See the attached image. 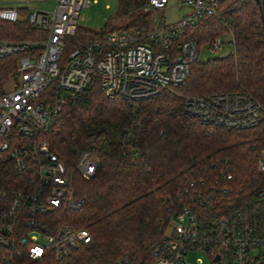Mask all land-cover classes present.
Returning a JSON list of instances; mask_svg holds the SVG:
<instances>
[{
    "label": "built area",
    "instance_id": "built-area-1",
    "mask_svg": "<svg viewBox=\"0 0 264 264\" xmlns=\"http://www.w3.org/2000/svg\"><path fill=\"white\" fill-rule=\"evenodd\" d=\"M170 1L147 0L146 10L156 11ZM223 2L178 0L189 13L177 22L156 15L148 29L108 31L71 51L67 41L76 34L89 0H56L52 11L27 7L25 15L16 6L0 5V20L25 19L39 32L33 39H0V59L18 56L16 71L0 90V168L8 164L21 178L0 186V264L59 262L93 239L85 228L46 219L61 210H79L83 200L76 197L75 178L89 180L97 170L98 162L88 155L69 168L45 136L69 96L85 91L95 79L106 96L133 100L184 85L201 52L188 30L211 18L233 36L223 17ZM222 44L218 35L210 48L217 50ZM185 110L229 129L254 127L264 115L262 105L245 91L187 96ZM258 170L264 174V150ZM224 192L216 186L207 193L195 188L191 201L173 214L154 264H191L188 254L195 250L207 253L208 264H264V235L243 218L218 214Z\"/></svg>",
    "mask_w": 264,
    "mask_h": 264
},
{
    "label": "trees",
    "instance_id": "trees-1",
    "mask_svg": "<svg viewBox=\"0 0 264 264\" xmlns=\"http://www.w3.org/2000/svg\"><path fill=\"white\" fill-rule=\"evenodd\" d=\"M145 3L120 0L118 15L130 21L109 31L148 29L150 13L137 11ZM223 8L233 52L197 60L184 85L133 100L106 96L95 79L85 91L69 96L45 136L69 168L88 155L98 162L97 170L89 180L75 178L76 197L83 200L79 210H61L46 219L85 228L93 239L69 258L49 264H154L173 214L191 201L195 188L206 193L212 186L225 188L218 214L243 218L264 235V174L258 170L264 115L254 127L229 129L185 110L187 96L236 91L250 93L264 109V0H224ZM20 12L25 15L26 9ZM224 28L208 18L188 35L201 46ZM107 32L79 25L67 50L85 47ZM38 33L25 19L0 20V39H33ZM17 65L18 56L0 59V90ZM20 179L8 164L0 168V186Z\"/></svg>",
    "mask_w": 264,
    "mask_h": 264
},
{
    "label": "rangeland",
    "instance_id": "rangeland-1",
    "mask_svg": "<svg viewBox=\"0 0 264 264\" xmlns=\"http://www.w3.org/2000/svg\"><path fill=\"white\" fill-rule=\"evenodd\" d=\"M24 1L25 6L28 8H38L45 11H52L55 8L56 0H48L43 2L41 0H20ZM146 3L141 7H137L138 12H146L151 15V23L153 16L156 15L164 17L167 22H177L184 15L189 13V10L182 7L178 0H171L170 3L164 7L152 11L146 10ZM120 7V0H89V5L84 7L81 11L79 19V25L85 28H91L97 31L107 29L108 31L112 27L121 28L128 24L130 21L129 16L118 15ZM225 13V12H224ZM220 36L223 40L222 46L217 50L210 48V43L201 45V52L199 61L204 62L212 58H222L230 55L234 50L233 36L226 29L221 30ZM11 40V39H9ZM202 261L204 264L209 263V257L203 250L191 251L188 254V262L191 264H197Z\"/></svg>",
    "mask_w": 264,
    "mask_h": 264
},
{
    "label": "crops",
    "instance_id": "crops-1",
    "mask_svg": "<svg viewBox=\"0 0 264 264\" xmlns=\"http://www.w3.org/2000/svg\"><path fill=\"white\" fill-rule=\"evenodd\" d=\"M0 5L1 6H3V5L16 6V7L20 8V10L27 8L25 6L26 4L24 3V1H20V0H0Z\"/></svg>",
    "mask_w": 264,
    "mask_h": 264
},
{
    "label": "water",
    "instance_id": "water-1",
    "mask_svg": "<svg viewBox=\"0 0 264 264\" xmlns=\"http://www.w3.org/2000/svg\"><path fill=\"white\" fill-rule=\"evenodd\" d=\"M259 1V0H258ZM219 260V257L216 258V261Z\"/></svg>",
    "mask_w": 264,
    "mask_h": 264
}]
</instances>
